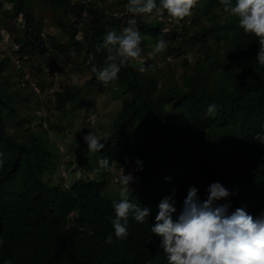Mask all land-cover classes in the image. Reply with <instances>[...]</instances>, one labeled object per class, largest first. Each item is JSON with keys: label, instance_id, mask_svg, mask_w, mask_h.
I'll return each instance as SVG.
<instances>
[{"label": "trees", "instance_id": "trees-1", "mask_svg": "<svg viewBox=\"0 0 264 264\" xmlns=\"http://www.w3.org/2000/svg\"><path fill=\"white\" fill-rule=\"evenodd\" d=\"M40 1L54 9L64 39L42 31L35 0H0L2 17L19 29L13 56L23 62L36 58L38 63L47 56L84 51L86 71L91 72L92 64H104L106 52H98L97 45L106 29L119 32L135 19L142 37L139 60L147 70L141 73L133 67L139 62L130 61L107 85L120 89L122 101L107 136H102L108 140L100 152L83 151L64 164L76 163L83 170L66 187L55 178L61 163L49 128L38 123V118L48 122L47 116L21 113L31 99L22 85L32 81L23 82V72L13 69V56L0 53V264H167L162 238L151 231L160 201L172 197L176 218L190 187L198 188L203 201L209 185L217 181L230 195L216 203L228 204L229 212L244 208L254 217L264 212V144L254 140L264 134V66L256 59V37L244 33L220 0H197L191 17L183 20H173L163 9L162 18L152 13L133 17L127 9L116 13L100 0ZM118 3L126 5L127 0H113L112 6ZM160 39L168 47L157 53ZM181 55L176 70L171 62L164 71L156 70L158 59ZM44 80L37 79L40 95L47 93ZM97 81L91 72L86 88L55 91L57 108L71 103L81 108ZM211 104L216 109L208 115ZM70 121L61 115L50 125L63 131ZM138 130L145 133L143 141L131 143ZM119 150L118 166L134 177L130 201L151 210L143 223L129 216L123 239L115 238L109 219L115 214L112 202L118 200L105 192L112 172L99 163L93 171L101 157L111 167Z\"/></svg>", "mask_w": 264, "mask_h": 264}, {"label": "clouds", "instance_id": "clouds-1", "mask_svg": "<svg viewBox=\"0 0 264 264\" xmlns=\"http://www.w3.org/2000/svg\"><path fill=\"white\" fill-rule=\"evenodd\" d=\"M100 1L102 3V1L110 0ZM220 3L223 5L224 12L238 18L239 27L245 34L256 37L259 43L256 59L259 65L264 66V0H235V3L233 0H220ZM196 4L197 0H159V5L157 0H127L126 9L133 17L163 9L173 20H183L192 14ZM135 23V19H129L128 26L119 32L114 28L106 29L102 43L97 45L98 52L101 50L106 52V58L102 66L92 64L91 72L102 85L107 86L118 79L121 68L130 61L139 62L133 64V67H137L141 73L147 70L145 63L139 60L142 52L140 47L142 37ZM13 42L15 47L13 49L17 50L18 45L15 41ZM167 47L168 42L160 39L154 52H163ZM13 63L20 69L22 67L20 63H23L22 58L13 56ZM23 87L27 88L30 95H32L29 92L31 88L35 93H40V87L34 81L28 84L23 83ZM215 109V104L209 105L207 114L212 115ZM44 125L47 128L48 122H44ZM94 126L96 127L95 124ZM90 128L92 130L84 136L87 149L90 153L100 152L104 149L108 137H102L94 131L93 127ZM68 131L70 130H66L67 133ZM254 140L264 144V134L258 133ZM60 145L62 144L55 146L52 143V146L57 149V155L60 156L61 165L58 173L67 169L72 171L71 175L80 176L83 170L78 169L76 163L70 167L64 166L72 157H75L68 156L65 160L63 157L65 149ZM98 163L101 169L113 172L115 162L110 167L109 160L101 157ZM136 163L141 166L138 170H142L143 162L137 159ZM3 164L4 160L0 159V167ZM118 169L121 176L115 177V184L121 185L119 199L112 202L115 214L114 218L109 219L115 238L123 239L128 235L126 222L129 216L131 215L136 222L143 223L145 218L149 217L151 210L146 207L141 208L130 201V184L134 181L133 174H126L123 165L118 166ZM89 175L90 171L85 173L86 178H89ZM59 179L63 180L66 187H69L70 182L73 181H68V178ZM166 179L171 178L166 177ZM198 191L195 186L188 189L182 210L176 218L173 214L177 212V209L172 197H165L158 205L156 223L152 225L151 231L162 238L160 247L166 255L167 264H264V212L258 217L249 214L244 208H236L229 212L228 204L216 203L230 195L229 190L219 181L209 185L207 199L203 201L199 198ZM112 241L113 235L109 234L107 243L111 244Z\"/></svg>", "mask_w": 264, "mask_h": 264}, {"label": "rangeland", "instance_id": "rangeland-1", "mask_svg": "<svg viewBox=\"0 0 264 264\" xmlns=\"http://www.w3.org/2000/svg\"><path fill=\"white\" fill-rule=\"evenodd\" d=\"M34 11L42 24V31L47 33L55 34L51 36H56L57 39H64V32L60 29L58 24L56 23V16L54 9L50 8L46 3L35 0ZM76 2L80 0H75ZM113 0L109 2L102 1V4L105 6L107 10L116 11V13H121L126 10V5L117 4L112 6ZM8 8L11 7L10 3L6 4ZM112 7V8H111ZM4 10L5 7H2ZM2 10L0 9V53L2 57L4 56H13L14 55V45L13 41H15V37L18 33V27H12L15 22L8 17H2ZM159 16L162 18L161 10L159 12H153L151 16ZM191 17V15H190ZM17 21V20H16ZM5 26H11L10 29ZM21 28V26H20ZM15 48V47H14ZM188 54H192V51ZM182 55L178 58H172L170 61H164L158 59L156 69L159 71H164L168 67L169 62L170 68L172 70H176V63L182 60ZM85 56L84 51L76 54L73 50H70L68 55H62L58 57H48L41 58V61L37 63L36 58L28 59V62L20 63L22 67L21 70L24 74L22 77V81L25 82L27 78H30L31 81H34L39 87V82L37 79L41 76L45 77L44 85L47 87L46 95L37 93H33V89L29 90L32 93L31 99L25 105H22L21 113H26L32 115L34 113L38 116V111H41L47 116L48 119V128L50 131L49 137L51 139V143H54L55 146L58 144H62L64 151V159L67 160L68 156H78L79 153L83 151H88L87 144L84 141V136L91 131L90 127H93L94 131L98 132L100 136H107L109 132L110 123L114 120L116 113L118 112L121 106V99L119 98L120 89H116L108 86L102 85L99 81H97L92 87V93H90L85 101H82V107L76 108L74 104H68L66 109L59 110L57 108V98L54 96L55 91H67L69 89H79L86 88L91 79L90 70L86 71V65L84 63ZM39 68V69H38ZM13 69H17L15 63H13ZM47 73H46V70ZM178 74H183L184 69L182 67H178ZM26 83V82H25ZM182 83V82H180ZM23 86V85H22ZM27 86V85H25ZM41 90V89H40ZM53 95V97H52ZM68 111V112H65ZM67 116L68 122L63 131L59 129L51 128V123L60 118V116ZM43 120V119H42ZM95 121V122H94ZM38 123H42L43 127L45 125L38 118ZM96 125V127L94 126ZM35 127V125H32ZM47 128V129H48ZM68 131V133L66 132ZM144 131L138 130L133 136H131L130 142H142L145 135ZM122 158L121 150L115 156V164L112 175L108 176V187L105 192L109 196H116L119 199V188L121 185L115 184V177L120 178V174L118 172V162ZM63 159V158H62ZM118 161V162H117ZM98 162L94 164V172H96V167ZM162 174V171L160 170ZM71 170L64 169L61 172H57L55 174V178H68V181L73 180V175ZM130 191L132 187H130Z\"/></svg>", "mask_w": 264, "mask_h": 264}]
</instances>
